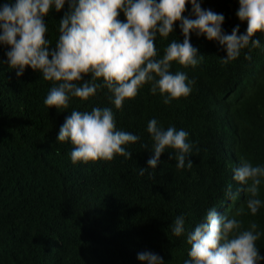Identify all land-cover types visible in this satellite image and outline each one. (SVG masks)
<instances>
[{"label": "trees", "instance_id": "1", "mask_svg": "<svg viewBox=\"0 0 264 264\" xmlns=\"http://www.w3.org/2000/svg\"><path fill=\"white\" fill-rule=\"evenodd\" d=\"M201 6L224 15V32L238 24L245 32L247 23L236 16L238 0H201ZM67 10L66 3L44 18L45 38L53 46ZM190 14L186 4L183 15ZM118 18L125 19L123 13ZM174 39L183 41L178 22L166 40L157 37L158 55ZM253 39L261 46L251 49V60L245 49L225 65L218 42L191 33V44L204 57L195 67L173 62L170 69L194 80L191 93L166 105L145 84L121 109L111 104L106 88L83 103L73 98L68 109L48 108L44 99L52 83L31 68L17 77L6 63L7 47L0 45V264H141L142 251L160 255L165 264H183L190 245L170 225L182 214L191 231L211 207L235 216L242 228L255 222L264 256V205L252 215L250 193L242 190L235 200L225 196L228 184L234 191L241 187L233 170L242 161L264 165V33ZM105 106L113 109L117 129L139 137L126 146L132 158L73 164L71 143L57 142L61 125L73 108ZM153 117L165 128L188 131L192 167L177 169L174 150L166 149L155 171L139 175L152 155L146 129ZM258 198L264 201V178Z\"/></svg>", "mask_w": 264, "mask_h": 264}, {"label": "clouds", "instance_id": "2", "mask_svg": "<svg viewBox=\"0 0 264 264\" xmlns=\"http://www.w3.org/2000/svg\"><path fill=\"white\" fill-rule=\"evenodd\" d=\"M66 3L68 10L59 21V36L53 46L45 38L49 29L44 18L52 9L59 12ZM186 4L191 5L190 15H183ZM238 4L236 16L247 23V28L240 33L238 24L229 34L222 29L224 15L202 8L201 0H6L0 5V45L7 47L6 63L17 77L31 68L52 83L44 99L48 108L68 109L73 98L83 103L106 88L111 104L121 109L145 84L167 105L187 97L195 83L184 71H170L173 62L195 67L204 57L191 44V33L218 42L226 52L219 58L225 65L235 61L245 49L249 50L245 59L251 60V49L261 46L253 36L264 33V0H238ZM120 13L124 20L118 18ZM177 22L183 41L172 40L163 55H158L157 37L166 40L174 33ZM86 76L89 79L85 80ZM146 130L153 142L152 155L147 168L139 167L140 176L149 169L156 170L166 149L174 150L177 169L193 166L188 159L193 150L188 131L174 125L165 128L155 117L147 122ZM138 140L137 135L117 129L113 109L107 106L90 111L73 108L57 136V142H70L73 146V164L110 161L116 155L130 159L132 153L126 146ZM169 157L172 159V154ZM262 178L264 165L242 161L233 170V179L241 187L234 191L233 185L228 184L226 198L235 200L242 190L247 191L250 196L246 205L255 215L264 205L258 198ZM170 228L176 237L186 234L190 245L189 258L183 264L264 261L256 244L261 237L258 225L252 222L242 228L239 219L219 214L216 207L209 208L191 231L186 230L182 214L175 217ZM137 259L141 264H165L160 255L150 251L137 253Z\"/></svg>", "mask_w": 264, "mask_h": 264}]
</instances>
